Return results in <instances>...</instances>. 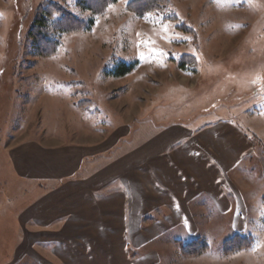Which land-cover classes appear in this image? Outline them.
<instances>
[{"label":"rangeland","instance_id":"obj_1","mask_svg":"<svg viewBox=\"0 0 264 264\" xmlns=\"http://www.w3.org/2000/svg\"><path fill=\"white\" fill-rule=\"evenodd\" d=\"M64 13L83 28L43 32L41 46L55 51L38 54L36 21L48 14L57 27ZM120 64L135 70L114 77ZM221 121L254 142L232 174L242 199L223 213L197 198L190 229L169 223L165 207L151 214L130 248L132 264H264V0H0V264H70L28 224L47 188L16 175L13 147L86 136L105 149L126 135L132 150L140 133ZM237 202L247 212L237 215ZM164 216L160 226L151 221ZM236 236L253 246L225 253ZM200 241L203 254L183 251Z\"/></svg>","mask_w":264,"mask_h":264},{"label":"crops","instance_id":"obj_2","mask_svg":"<svg viewBox=\"0 0 264 264\" xmlns=\"http://www.w3.org/2000/svg\"><path fill=\"white\" fill-rule=\"evenodd\" d=\"M138 136L132 150L123 144L124 135L105 149L104 141L83 136L69 144L32 140L9 151L18 177L47 188L29 214L33 234L43 236L56 253L59 246L67 263L122 264L126 258L132 264L130 248L147 232L144 220L151 214L165 207L172 214L169 223L190 229L195 218L189 206L197 198L223 213L231 199H242L232 174L250 161L255 146L235 125L169 126ZM237 203V215L247 212ZM168 217L151 221L160 226Z\"/></svg>","mask_w":264,"mask_h":264},{"label":"trees","instance_id":"obj_3","mask_svg":"<svg viewBox=\"0 0 264 264\" xmlns=\"http://www.w3.org/2000/svg\"><path fill=\"white\" fill-rule=\"evenodd\" d=\"M111 3H116L118 0H109ZM67 17L62 16L61 20L58 22L59 25L57 27H54L52 24L49 26L48 22V14H45V17L39 18L36 23H35V28L38 30V38H36V46L35 50L38 52V54L41 55H49V54H54L55 51V46L53 50L48 51L46 46H41V36L42 33L45 32V35L47 36V33L52 32L53 34L57 33L59 36L62 34L66 33H75L81 31L83 28V21L76 19L74 16L70 14H65ZM54 27V31L51 30V28ZM88 29V28H87ZM50 37H52L50 35ZM55 44H58L55 43ZM136 65H127V64H120L119 67L115 69L113 72V76L117 78H123L131 73L134 72ZM253 246V241L249 237H242V236H236V238L231 239L226 242V248H225V253L230 254L231 252H236L239 251L240 249L244 248H250ZM208 250V245L202 241L200 242H195L192 245H188L183 248V251L188 254L189 256H194V255H200L203 254Z\"/></svg>","mask_w":264,"mask_h":264}]
</instances>
